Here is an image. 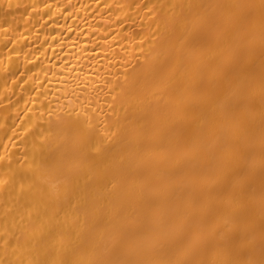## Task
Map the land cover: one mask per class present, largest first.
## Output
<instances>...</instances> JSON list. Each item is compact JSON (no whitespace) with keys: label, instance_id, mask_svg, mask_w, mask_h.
Instances as JSON below:
<instances>
[{"label":"bare ground","instance_id":"bare-ground-1","mask_svg":"<svg viewBox=\"0 0 264 264\" xmlns=\"http://www.w3.org/2000/svg\"><path fill=\"white\" fill-rule=\"evenodd\" d=\"M0 264H264V0H0Z\"/></svg>","mask_w":264,"mask_h":264}]
</instances>
